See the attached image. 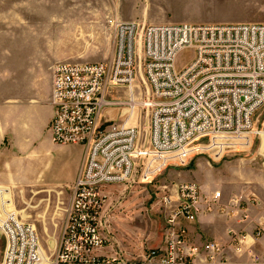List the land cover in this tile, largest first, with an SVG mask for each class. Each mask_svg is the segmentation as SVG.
Returning a JSON list of instances; mask_svg holds the SVG:
<instances>
[{"label":"built area","instance_id":"built-area-1","mask_svg":"<svg viewBox=\"0 0 264 264\" xmlns=\"http://www.w3.org/2000/svg\"><path fill=\"white\" fill-rule=\"evenodd\" d=\"M109 24L115 39L107 60L52 67L53 141L84 150L50 264H130L120 252L104 253L110 185L150 183L173 158L182 164L219 138L264 133L255 122L264 107V22L144 24L111 18ZM185 50L193 56L179 65ZM141 77L147 96L135 90ZM122 89L126 96H116ZM138 106L151 110L147 145L131 122ZM112 109L126 110V117L112 122L106 117ZM206 139L210 143L202 142ZM221 197L222 191L204 197L193 181L165 191L158 203L163 242L144 253L140 264L232 263L237 256L264 264V251L249 244V237L264 243V216L252 234L233 231L230 247L190 239L186 223L197 219L204 202L207 210L227 212ZM0 232L5 237L1 264H41L34 223L9 211L0 218Z\"/></svg>","mask_w":264,"mask_h":264},{"label":"rangeland","instance_id":"rangeland-1","mask_svg":"<svg viewBox=\"0 0 264 264\" xmlns=\"http://www.w3.org/2000/svg\"><path fill=\"white\" fill-rule=\"evenodd\" d=\"M185 1L0 0V41L19 39L29 48L35 44L34 50H42L43 45H53L55 54L59 55L57 63H85L105 61L111 56L115 39L109 24L111 18L126 21V17L134 12L140 16L144 8L151 14L158 12L171 14L178 20L184 18L180 22H264V0ZM4 30L17 32H1ZM192 56L191 50H185L177 62L183 65ZM135 90L139 96L148 95L144 78L137 80ZM116 96H126V91L122 89ZM125 112L112 109L106 117L112 122H120L126 117ZM150 115V109L138 106L131 119L139 127L143 144L149 138ZM255 122L258 131L264 129V107L258 111ZM202 142L210 143L207 139ZM183 159L185 162L181 164L173 158L150 183L132 181L108 187L111 198L104 218V230L109 241L115 243L116 239H123L131 244V240H141V254L159 246L163 240L164 217L158 203L165 191L174 189L182 181L196 182L211 193H243L248 191L246 188L254 189L258 192L260 206L264 207V133L222 137L216 146ZM47 170L46 177H54L68 173L70 166L55 163ZM70 185L60 186L49 195H36L14 186H0L3 191V196L0 195V218L9 211H15L23 220L34 223L47 264L51 263L56 252L71 201ZM4 246L5 237L0 232V264ZM141 254H135L131 261L140 263Z\"/></svg>","mask_w":264,"mask_h":264},{"label":"crops","instance_id":"crops-1","mask_svg":"<svg viewBox=\"0 0 264 264\" xmlns=\"http://www.w3.org/2000/svg\"><path fill=\"white\" fill-rule=\"evenodd\" d=\"M143 10L140 16L135 12L128 15L126 21L138 20L149 24L184 19L178 20L171 14L158 12L151 14L146 8ZM34 48L35 44L29 48L19 39L0 41V186H14L36 195H49L75 180L83 148L81 145H60L53 141L49 128L54 113L51 101L52 67L58 62L59 55L55 54L53 45H43L42 50ZM55 163H67L70 171L46 177V169L49 170L50 165ZM201 190L203 196L209 199L215 193L207 192L203 187ZM246 190L231 194L222 191L220 202L228 207L226 213L219 212L217 208L207 210L204 202L203 211L197 219L186 223L190 239L198 243L217 241L230 247L233 231L252 234L256 222L264 216V207L260 206L258 192L250 188ZM0 193L3 194V191L0 190ZM131 241V244L123 239H116V244L109 241L104 253L120 252L130 259V264H140L131 260L135 254H141V240ZM249 244H253L255 250L264 251L262 240L254 241L249 237ZM200 264L256 263L246 256H237L232 263Z\"/></svg>","mask_w":264,"mask_h":264},{"label":"bare ground","instance_id":"bare-ground-1","mask_svg":"<svg viewBox=\"0 0 264 264\" xmlns=\"http://www.w3.org/2000/svg\"><path fill=\"white\" fill-rule=\"evenodd\" d=\"M1 196H3V194L0 193ZM5 204V202H4ZM41 264H47V259L45 260V256H44V253H43V250H42V262Z\"/></svg>","mask_w":264,"mask_h":264}]
</instances>
